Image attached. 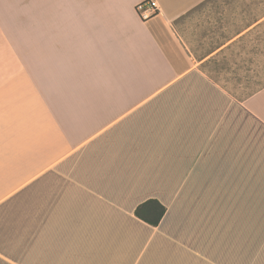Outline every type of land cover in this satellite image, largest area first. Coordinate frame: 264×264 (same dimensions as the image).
<instances>
[{
  "label": "crops",
  "instance_id": "0c3cea01",
  "mask_svg": "<svg viewBox=\"0 0 264 264\" xmlns=\"http://www.w3.org/2000/svg\"><path fill=\"white\" fill-rule=\"evenodd\" d=\"M205 1L0 0V264H264V86L200 67L247 32L196 57Z\"/></svg>",
  "mask_w": 264,
  "mask_h": 264
},
{
  "label": "rangeland",
  "instance_id": "374dc122",
  "mask_svg": "<svg viewBox=\"0 0 264 264\" xmlns=\"http://www.w3.org/2000/svg\"><path fill=\"white\" fill-rule=\"evenodd\" d=\"M176 27L198 58L247 30L241 39L200 67L238 98L264 86V0H206Z\"/></svg>",
  "mask_w": 264,
  "mask_h": 264
},
{
  "label": "trees",
  "instance_id": "16d2710c",
  "mask_svg": "<svg viewBox=\"0 0 264 264\" xmlns=\"http://www.w3.org/2000/svg\"><path fill=\"white\" fill-rule=\"evenodd\" d=\"M165 213V208L157 200H147L135 209V216L145 223L157 226Z\"/></svg>",
  "mask_w": 264,
  "mask_h": 264
},
{
  "label": "built area",
  "instance_id": "2783aa9c",
  "mask_svg": "<svg viewBox=\"0 0 264 264\" xmlns=\"http://www.w3.org/2000/svg\"><path fill=\"white\" fill-rule=\"evenodd\" d=\"M158 11L159 9L154 2L146 1L138 7V16L142 21H145L157 14Z\"/></svg>",
  "mask_w": 264,
  "mask_h": 264
}]
</instances>
